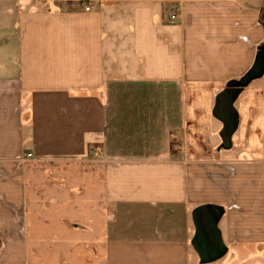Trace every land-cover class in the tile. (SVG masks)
Returning a JSON list of instances; mask_svg holds the SVG:
<instances>
[{"label":"crops","instance_id":"obj_1","mask_svg":"<svg viewBox=\"0 0 264 264\" xmlns=\"http://www.w3.org/2000/svg\"><path fill=\"white\" fill-rule=\"evenodd\" d=\"M263 47L264 0H0V264L42 244L51 264L59 243L61 264H193L205 204L228 250L264 261V73L238 89L228 146L214 112ZM33 162L55 166L34 181ZM83 207L85 240L40 238Z\"/></svg>","mask_w":264,"mask_h":264},{"label":"water","instance_id":"obj_2","mask_svg":"<svg viewBox=\"0 0 264 264\" xmlns=\"http://www.w3.org/2000/svg\"><path fill=\"white\" fill-rule=\"evenodd\" d=\"M264 73V47L258 55L254 68L240 81L233 82L229 87L236 90H228L222 93L217 100L215 116L224 123L223 140L228 146L231 137L238 127V113L233 104L238 95V89L247 86L253 79ZM225 210L216 204L198 206L192 213L195 234L191 241L193 249L200 258L201 264H209L223 258L227 252L219 223Z\"/></svg>","mask_w":264,"mask_h":264},{"label":"rangeland","instance_id":"obj_3","mask_svg":"<svg viewBox=\"0 0 264 264\" xmlns=\"http://www.w3.org/2000/svg\"><path fill=\"white\" fill-rule=\"evenodd\" d=\"M250 85H254V83L250 84ZM250 85L248 87H251ZM239 103H240V101H238V103L236 104V106L238 108L240 107ZM188 108H189V105H188ZM239 139H240V135L237 131V133L232 138L233 144L238 145ZM219 141L222 144L225 143L223 140V137H220ZM201 144L204 147L207 146L206 143H201ZM89 153L95 154L96 149H94V147H91L89 149ZM88 160H89V163H87V164L89 165L88 166L89 176L91 177V181L95 182L98 180V176H97V174H95V172L92 169H94V167H97V165H100L101 162H99L100 159L97 157L96 158L90 157ZM50 166H55V165L53 163H34L33 162L32 163V167L34 169V179L33 180L34 181L38 180L37 178L40 177V174H39L40 170L42 172V177L48 178ZM76 166L80 167L81 166L80 162ZM66 171H72V170H66ZM66 175H67V177L70 176L71 181H73L75 183H77V182H79V180H81L80 170H77V173H73V174L67 173ZM63 178H64V176L62 175L61 177L58 178V181L63 182ZM92 197L96 198V194L93 195ZM61 206H65V205H61ZM68 208H69V210H79V209H76L77 207H67L66 210ZM84 209H85L84 215L81 216V214H80L79 216L76 217V218H78L79 221L74 222V220L72 219L73 222H68V223L62 222V220H60V218L56 214V211L50 213V218L52 221H51V223H43L45 230H43L42 233H40L42 235V237L40 236V238H43V239L47 240L48 242H52V241L56 240L58 237H59L58 240H61L62 238L67 239V240H70V238H71V240L76 239V238H78L80 240H85L87 237L86 236L87 234H84V232H85L84 230H83L84 232H80L81 230L79 229V228L85 229L87 227V225L85 223L81 222V220H84V218L87 219V216H86L87 207H83V210ZM50 211H51V207H50ZM90 212L91 211L88 210V215ZM74 213H76V212H74ZM55 216H57V219L54 222ZM101 218H102L101 213L99 212V216H97V212L94 209V215H93L94 228L93 229H95V232H97L99 234V236H102V234L106 228V225H105L106 220L102 221ZM68 220H70V219H68ZM65 225L67 227H65ZM75 231H78L79 233H77ZM69 233H73V234H71V237H70ZM92 235H94V234L92 233L89 235L90 239H92V237H91ZM59 245H60V243L54 247L53 252L55 253V255L53 254V256L55 257V260H53L51 264H61L59 262V258H60V256L65 255V253H64L65 250L62 247H60ZM45 246H49V245L42 244V245H39L37 248V250H39V252L41 253L40 255L37 254V256H36L37 264H47V262L41 263L42 262L41 259L42 258L45 259V256L49 255V253L43 249V248H45ZM30 249H31L30 255H32L33 254L32 252L34 251V245L33 244L32 245L30 244ZM190 250H191L193 264H201L200 258L192 246H191ZM32 256H34V254ZM78 256L81 257L83 255H78ZM257 256H258L257 254L251 252V253L245 255L244 258H241V255L238 252H235V248L232 247L231 249L228 250L227 254L223 258H221L220 260H218L216 262L209 263V264H264V261L261 260L259 257L257 258ZM50 257H52L51 254H50ZM198 261H199V263H198ZM71 264H82V262H80L79 259H74Z\"/></svg>","mask_w":264,"mask_h":264},{"label":"built area","instance_id":"obj_4","mask_svg":"<svg viewBox=\"0 0 264 264\" xmlns=\"http://www.w3.org/2000/svg\"><path fill=\"white\" fill-rule=\"evenodd\" d=\"M85 10L86 11H90V8L86 7ZM178 12H179V9H176L175 11L170 13V20H171L172 23H174L176 21L177 16H178Z\"/></svg>","mask_w":264,"mask_h":264},{"label":"trees","instance_id":"obj_5","mask_svg":"<svg viewBox=\"0 0 264 264\" xmlns=\"http://www.w3.org/2000/svg\"><path fill=\"white\" fill-rule=\"evenodd\" d=\"M238 81H240V80H238Z\"/></svg>","mask_w":264,"mask_h":264}]
</instances>
